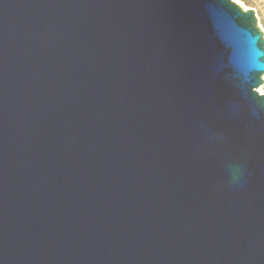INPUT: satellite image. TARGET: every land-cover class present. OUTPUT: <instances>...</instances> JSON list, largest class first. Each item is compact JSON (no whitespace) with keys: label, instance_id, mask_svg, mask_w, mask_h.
<instances>
[{"label":"water","instance_id":"1","mask_svg":"<svg viewBox=\"0 0 264 264\" xmlns=\"http://www.w3.org/2000/svg\"><path fill=\"white\" fill-rule=\"evenodd\" d=\"M263 75L233 0H0V264H264Z\"/></svg>","mask_w":264,"mask_h":264},{"label":"rangeland","instance_id":"2","mask_svg":"<svg viewBox=\"0 0 264 264\" xmlns=\"http://www.w3.org/2000/svg\"><path fill=\"white\" fill-rule=\"evenodd\" d=\"M244 9H253L257 16L258 24L264 33V0H233ZM264 79V75H263ZM260 93H264V83L258 88Z\"/></svg>","mask_w":264,"mask_h":264}]
</instances>
